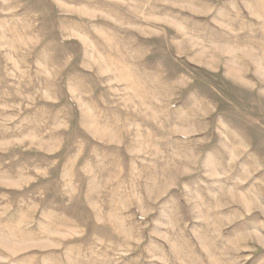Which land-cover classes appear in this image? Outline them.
Masks as SVG:
<instances>
[{
	"label": "rangeland",
	"instance_id": "374dc122",
	"mask_svg": "<svg viewBox=\"0 0 264 264\" xmlns=\"http://www.w3.org/2000/svg\"><path fill=\"white\" fill-rule=\"evenodd\" d=\"M0 264H264V0H0Z\"/></svg>",
	"mask_w": 264,
	"mask_h": 264
}]
</instances>
